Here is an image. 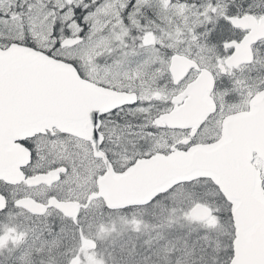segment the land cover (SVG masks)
Instances as JSON below:
<instances>
[{"label":"snow or ice","instance_id":"obj_1","mask_svg":"<svg viewBox=\"0 0 264 264\" xmlns=\"http://www.w3.org/2000/svg\"><path fill=\"white\" fill-rule=\"evenodd\" d=\"M0 264H264V0H0Z\"/></svg>","mask_w":264,"mask_h":264}]
</instances>
